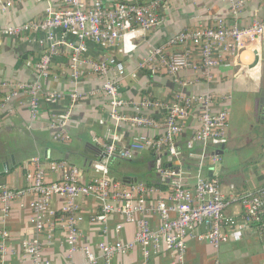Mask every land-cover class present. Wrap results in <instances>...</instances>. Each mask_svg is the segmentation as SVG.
Listing matches in <instances>:
<instances>
[{
  "label": "crops",
  "instance_id": "1",
  "mask_svg": "<svg viewBox=\"0 0 264 264\" xmlns=\"http://www.w3.org/2000/svg\"><path fill=\"white\" fill-rule=\"evenodd\" d=\"M93 1V0H88ZM104 5L113 6L117 1L148 3L150 0H102ZM64 5L63 0H19L8 11L0 8V27L19 25L34 18H42L48 7L58 8ZM161 23L136 40V48L126 53L122 51L123 43L105 48L92 40H86V51L81 53L82 59L102 61L114 56L126 66V78L121 82L119 92L123 99L130 102L121 109L125 115H136L135 103L153 99L171 102L175 93L183 91L187 94H211L213 110L227 108L229 124L228 141L221 147H208L209 156L204 161V171L208 176H218L222 192L243 195L264 188V101L261 91L264 90V71L262 53L258 67H252L255 52L246 50L239 57L227 56L220 66L206 71L204 67L183 69L176 74L165 72L153 73L150 69H141L139 63L147 57L156 46H166L181 30L191 29L199 25L214 26L219 19L227 24L237 22L240 26L264 18V0H250L239 17L232 16L229 0H169L159 8ZM54 36L64 43L58 54L53 55L49 77L42 81L45 89L60 91L63 97L55 103L40 101V114L37 120H31L26 96L14 100L9 111L0 110V161L6 156L11 163L8 171L0 173V190L8 187L20 189L28 185L27 175L35 171L33 158L40 157L43 162H53L51 158L65 156L68 165H76L84 170L86 179L98 173L93 163L100 161L104 155V144L116 142L119 147L128 146L136 138L145 135L150 138L159 137L163 128L137 126L131 122L117 124L110 117V105L103 95L101 85L103 79L95 75L89 64L80 66V78L77 81L71 76L70 63L73 52L72 45H79L76 35L63 29H55ZM50 46L48 32L31 30L20 35L0 36V100L5 99L10 84L20 82L31 83L38 78L37 63ZM183 46L169 47L168 51L183 50ZM264 49V42L262 44ZM192 56L200 58L199 48H192ZM257 70V71H256ZM258 74V75H257ZM110 77L116 76L115 69L109 71ZM6 84V86H5ZM4 85V86H3ZM78 90L86 95L77 101L72 115L66 125L70 134L67 142L56 141L48 128L54 116L61 114L70 105L69 95ZM202 105H196L186 121L183 133L177 141L186 143L192 138L200 126ZM144 115L163 120L165 111L155 107H145ZM44 142L54 145L65 144V150L51 146L42 147ZM186 149H188L187 144ZM31 147L42 155L21 158L12 152L15 148ZM189 150V149H188ZM191 156L197 159L191 173L185 171V179L194 184L199 162L202 161V144L195 143ZM190 150V151H192ZM154 153L152 149L136 152L133 156L135 170L146 172L149 162L144 157ZM217 154L220 161L213 162L211 156ZM12 156L15 165H12ZM21 156V157H20ZM169 157L167 156V161ZM182 164L183 161L180 159ZM63 161V160H60ZM182 166V165H181ZM48 178L54 180L63 175V169H48ZM159 188L156 196H169L167 181L157 173ZM124 182V181H123ZM190 185V184H189ZM192 186V185H191ZM155 196V197H156ZM153 196L147 201L149 219L153 228H158L160 218L156 212L150 211ZM35 198L32 191L20 195L12 205L8 217L0 216V232L7 229L10 233L5 241L6 253L1 250L0 264H32L25 256L23 241L38 239L43 246L42 258L57 264H68L71 260L83 263L86 256L82 250L70 252L67 244L66 230L59 227L50 239L47 233H37L32 222L33 209L30 205ZM80 246L90 249L101 259L99 249L101 241H132L137 231L136 221H126L124 215L115 212L106 223L96 220L101 203L93 196H80L77 199ZM66 203V197L56 196L52 207L58 214ZM241 205L236 202L225 210L226 220L240 218ZM140 215H136V220ZM118 225H121L118 230ZM206 226L198 225L194 234L187 238V251L182 259L177 253L162 249L159 254H152L148 264H264V237L255 228L246 227L242 223L230 224L226 221L224 232L227 240L215 247L205 240L195 237L197 232H204ZM144 260L140 245L126 254L114 256L111 264H141Z\"/></svg>",
  "mask_w": 264,
  "mask_h": 264
},
{
  "label": "built area",
  "instance_id": "2",
  "mask_svg": "<svg viewBox=\"0 0 264 264\" xmlns=\"http://www.w3.org/2000/svg\"><path fill=\"white\" fill-rule=\"evenodd\" d=\"M19 0H0V8L6 12ZM62 7H48L42 18H34L19 25L0 27V36L20 35L31 30L48 32L50 46L37 63L38 78L31 82L10 84V90L5 99L0 100V109L8 110L7 104L15 98L27 97L30 107V118L38 117L40 101L44 99L55 103L63 93L45 89L42 81L49 77L52 57L58 54L63 41L54 36L55 29H63L78 37L80 44L73 48L70 70L74 81L80 78V66L87 63L91 71L103 79L101 90L110 105V117L117 124L131 122L137 126L163 128V133L156 138L142 135L133 140L128 146L119 147L116 142L104 144V155L100 161L93 163V169L98 173L91 179H86L83 169L76 165H68L66 161L43 162L40 157L33 158L35 171L27 175L28 185L20 189L5 187L0 190V216L6 218L12 210V205L20 195L32 191L35 198L30 205L33 209L32 222L37 233H47L51 239L55 231L61 227L66 230L67 244L70 252L82 250L86 256L83 263L70 261L68 264H111L116 255L132 251L140 245L144 260L148 264L152 254H159L162 249L177 253L182 259L187 251V238L194 234L198 225L204 224L206 230L197 232L198 240H205L219 247L227 240L224 225L242 223L246 227L255 228L264 235V192L243 195L231 194L226 196L221 189L218 176H208L204 171V161L209 156L208 147H221L228 141L229 110L222 108L213 110L211 94H187L179 91L174 94L171 102L148 99L135 103L136 115H125L121 109L130 102L122 98L119 92L121 82L126 78V66L114 56L105 60L94 61L82 59L81 53L86 51L85 41L93 42L110 48L123 43L122 51L129 53L136 48V40L148 31L157 27L162 19L159 8L169 0H150L148 3L117 1L113 6L104 5L102 0H63ZM250 0H229L232 16L239 17L243 8ZM264 42V18L240 26L237 22L227 24L219 19L214 26H203L179 31L166 46H156L151 53L139 63L141 69H150L153 73L165 72L176 74L183 69L202 68L211 72L221 65L227 56L239 57L246 50L256 51ZM183 46L181 51L169 52V47ZM199 48L200 58L192 56V48ZM255 60V59H254ZM261 60V57H260ZM260 60L255 66L260 65ZM115 69L116 76L110 77L109 71ZM4 86V85H3ZM6 86V84H5ZM86 94L77 89L70 95L68 109L54 116L49 124L52 137L56 141H69L70 134L66 125L71 118L72 109L77 101ZM196 105H202L200 126L187 143L189 150L195 143L202 144L201 159L197 167L194 184L189 187L185 183V171L182 169L180 151L177 141L183 133L186 121ZM145 107L160 108L165 111L164 119L158 120L144 115L141 110ZM9 111V110H8ZM152 149L156 152V173L167 181L169 196H156L159 188L143 183H125L116 181L109 175L108 159L117 156L132 158L136 152ZM167 153L168 161H174L179 166L169 168L164 166L162 154ZM213 162L220 161L217 154L211 156ZM48 169H63L60 178L50 180ZM153 196L150 211L156 212L161 220L158 228H153L146 217L148 196ZM56 196L66 197V203L58 214L52 207ZM80 196L96 197L101 203L96 220L106 223L115 212L124 215L126 221L137 223V231L132 241H101L99 249L101 259L88 246L81 248L80 228L77 199ZM156 196V197H155ZM241 205L240 218L226 220L225 210L233 203ZM139 214L140 218L135 219ZM121 225H118V230ZM10 233L7 229L0 232L1 250L6 253L5 241ZM25 256L32 264H57L42 258V243L38 239L23 241Z\"/></svg>",
  "mask_w": 264,
  "mask_h": 264
},
{
  "label": "trees",
  "instance_id": "3",
  "mask_svg": "<svg viewBox=\"0 0 264 264\" xmlns=\"http://www.w3.org/2000/svg\"><path fill=\"white\" fill-rule=\"evenodd\" d=\"M258 72H259V66H258ZM16 99H19V98H15L12 101H10L7 104V108L8 107L10 108L11 103ZM26 99H27V97H26ZM0 110L1 111H8L5 109H0ZM29 111H30V107H29ZM39 114H40V107H39L38 117H39ZM38 117L35 120H37ZM185 144H187L185 141H183L182 143L179 142L177 145V148L180 151V159H182V161H183V164L181 166L182 169L184 171H186L187 173L188 172L191 173L194 171V168H195L194 163L197 161V159H195L194 157L191 156V152L193 154V152H195V151L194 150L190 151V150L186 149ZM50 146L52 149L54 147H56V148L58 147V148L65 150V148H66L65 144L54 145L53 143L44 142L42 145V147H46V148H49ZM19 150H20L21 156H22V157L21 156L20 157L23 159H27V158H30L32 156L42 155L41 153H38L37 150H34L31 147H24V146H23V149H22V147L21 148H15L12 152H14V154L17 155ZM153 152L154 153H150L149 155L144 157L145 159H147L146 161L149 162L148 170H146V172L135 170V161H134L133 157L132 158H121V157L113 156V157L109 158L108 159V168H109L110 177L116 181H119V180L123 181L122 179L125 176H131V177H137L138 183H143L146 185H155L156 183L159 184L160 179L159 178L156 179L155 176L153 175L154 173H156L155 163H156V158H157L156 152L155 151H153ZM161 156H162V161L164 163V166L169 167V168H175V167L179 166L174 161H167V156H168L167 153H163ZM16 157H18V155ZM50 160L60 161V160H67V158L65 156H61L59 158H51ZM207 175H208V172H207ZM155 180H156V183L154 182ZM188 181H190V178H188ZM188 181L185 179V183L187 185L190 184L189 187H191V183H189ZM261 191L264 192V188H262ZM258 193H259L258 191L253 192L254 195L258 194ZM260 235L262 237H264V235H262V234H260Z\"/></svg>",
  "mask_w": 264,
  "mask_h": 264
},
{
  "label": "water",
  "instance_id": "4",
  "mask_svg": "<svg viewBox=\"0 0 264 264\" xmlns=\"http://www.w3.org/2000/svg\"><path fill=\"white\" fill-rule=\"evenodd\" d=\"M259 60H260V55L256 51V57H255L254 62L252 63V67L256 66L258 64ZM261 95L263 98V99H261V101L263 102L264 101V90L261 91ZM13 164L15 165L16 163H15V160L12 156V165ZM10 168H11V163L9 162L8 157L6 156L3 161H0V173L8 171ZM122 180L125 183H136L138 181V178L137 177H131V176H125Z\"/></svg>",
  "mask_w": 264,
  "mask_h": 264
},
{
  "label": "rangeland",
  "instance_id": "5",
  "mask_svg": "<svg viewBox=\"0 0 264 264\" xmlns=\"http://www.w3.org/2000/svg\"><path fill=\"white\" fill-rule=\"evenodd\" d=\"M260 53H262V58H264V49H262V47H261V49H260ZM261 65V64H260ZM263 71H264V62H263Z\"/></svg>",
  "mask_w": 264,
  "mask_h": 264
}]
</instances>
